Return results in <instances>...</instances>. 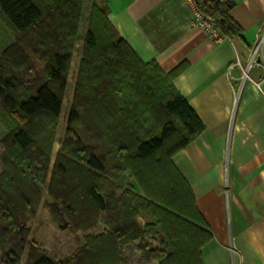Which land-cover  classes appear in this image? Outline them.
<instances>
[{
  "label": "trees",
  "instance_id": "1",
  "mask_svg": "<svg viewBox=\"0 0 264 264\" xmlns=\"http://www.w3.org/2000/svg\"><path fill=\"white\" fill-rule=\"evenodd\" d=\"M85 1L0 0L16 36L0 54V264H20L28 246V264H204L213 234L173 157L205 125L174 85L178 70L144 63L96 2L67 135L53 154ZM196 1L224 36H241L232 4ZM42 206L61 228L105 229L59 259L29 241V217Z\"/></svg>",
  "mask_w": 264,
  "mask_h": 264
},
{
  "label": "crops",
  "instance_id": "2",
  "mask_svg": "<svg viewBox=\"0 0 264 264\" xmlns=\"http://www.w3.org/2000/svg\"><path fill=\"white\" fill-rule=\"evenodd\" d=\"M95 2L144 63L178 70L174 85L205 125L173 157L213 234L204 264H264V0H234L241 36L222 41L190 24L185 0Z\"/></svg>",
  "mask_w": 264,
  "mask_h": 264
},
{
  "label": "rangeland",
  "instance_id": "3",
  "mask_svg": "<svg viewBox=\"0 0 264 264\" xmlns=\"http://www.w3.org/2000/svg\"><path fill=\"white\" fill-rule=\"evenodd\" d=\"M91 6V0H87L86 6L83 9V15L80 20V25L77 33V38L74 42L73 46V55L70 66V75L69 82L65 92L64 98V107H63V116L60 118L59 123L57 125L55 141L53 144V154L56 156L58 151L62 147V143L67 135V123L66 118L69 113V109L72 105L74 89L76 84V78L80 67V62L83 55V45L85 35L89 26V8ZM16 41V36L11 30V28L5 23L2 16L0 15V54L7 52ZM16 59H19L15 57ZM33 58L34 57H30ZM21 61L16 64H20ZM13 66V64H12ZM38 69H41V64ZM6 134V128L0 121V137H3ZM78 134L82 136L84 145L88 147V145H92L90 140L87 138V133L84 131L83 127H78ZM74 139L78 140L76 136ZM91 149V147H89ZM87 150V149H86ZM2 169L0 163V170ZM130 181V177L126 175L121 183L125 185ZM43 196L47 201H51L50 197L47 193V185H40ZM28 225L30 226V235L29 241L35 240L41 244L47 250V252L51 255L57 256L59 259L66 258L72 255L76 249H78L83 243V236L87 233H98L100 228L103 227L99 225L93 230L82 232L76 231L72 228H61L51 217L48 210L45 207H40L37 214L35 216H30ZM27 247L24 255L22 256L20 264H28V252Z\"/></svg>",
  "mask_w": 264,
  "mask_h": 264
},
{
  "label": "built area",
  "instance_id": "4",
  "mask_svg": "<svg viewBox=\"0 0 264 264\" xmlns=\"http://www.w3.org/2000/svg\"><path fill=\"white\" fill-rule=\"evenodd\" d=\"M224 3L232 4L234 0H221ZM187 7L192 15L190 24L204 31L211 39L215 41H222L224 36L221 30L216 25L215 19L208 13L200 9L196 0H185ZM258 44L254 50V55L259 48Z\"/></svg>",
  "mask_w": 264,
  "mask_h": 264
}]
</instances>
